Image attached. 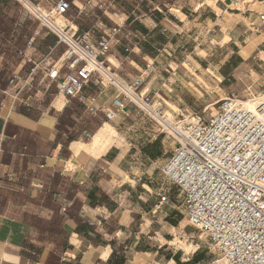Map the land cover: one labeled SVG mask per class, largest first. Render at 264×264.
I'll list each match as a JSON object with an SVG mask.
<instances>
[{
    "label": "crops",
    "instance_id": "obj_1",
    "mask_svg": "<svg viewBox=\"0 0 264 264\" xmlns=\"http://www.w3.org/2000/svg\"><path fill=\"white\" fill-rule=\"evenodd\" d=\"M38 1L49 8L55 0ZM216 7L221 10L217 0ZM78 12L87 15L80 8ZM16 18L0 29L5 64L18 70L27 63L30 68L19 51L33 60H39L35 50L44 52L40 60L46 55L60 58L64 45L53 33L25 18L18 23ZM56 21L63 25L62 20ZM69 21L78 33L92 31L96 24L83 29L78 21ZM108 60L118 63L113 52ZM2 73L0 92H15L2 84ZM50 84L35 95L0 99V256L4 264H204L207 258L201 251L185 261L172 254V229L183 231L176 205L170 200L159 203L163 184L146 169L139 151L129 153L115 144L117 124L104 114L112 106L113 91L89 87L85 101L59 93L45 101ZM106 126L109 135L93 148L94 136ZM154 149H147L148 155L154 156ZM171 188L163 185L169 196Z\"/></svg>",
    "mask_w": 264,
    "mask_h": 264
},
{
    "label": "built area",
    "instance_id": "obj_2",
    "mask_svg": "<svg viewBox=\"0 0 264 264\" xmlns=\"http://www.w3.org/2000/svg\"><path fill=\"white\" fill-rule=\"evenodd\" d=\"M17 1L30 3V13L64 50L57 60L50 55L33 60L19 51L31 66L24 75L13 73L9 84L18 91L30 90L40 72L41 80L68 98L85 101L89 87L112 90V106L104 110L108 120L118 113L141 116L176 142L161 168L162 179L180 192L189 225L202 232L208 248L217 253L213 264H264V102L246 107L244 99L231 93L216 102L214 111H174L173 121H165L167 103L144 87L147 69L122 78L108 60L121 26L97 35L94 30L78 33L72 21L56 23L71 7L69 0H55L43 10L32 0ZM260 19L264 21V10ZM254 97L249 92L245 100ZM158 195L159 203L167 200L163 185Z\"/></svg>",
    "mask_w": 264,
    "mask_h": 264
},
{
    "label": "rangeland",
    "instance_id": "obj_3",
    "mask_svg": "<svg viewBox=\"0 0 264 264\" xmlns=\"http://www.w3.org/2000/svg\"><path fill=\"white\" fill-rule=\"evenodd\" d=\"M72 1L65 16L56 20H62L63 25L67 20H74L76 24L78 21L83 29L91 22L96 23L93 27L96 35L121 26L111 46L118 60L114 65L118 74L131 78L149 65L145 85L159 99L167 101L171 118L179 110L184 113L186 110L201 112L204 108L214 111L215 102L231 93L244 100L249 92L255 96L264 93V21L260 19L264 0H238L237 5L232 4L233 0H217L221 10L216 7V0H76L79 7ZM79 8L87 15L82 17ZM0 10L2 25H8L17 16L18 23L25 18L35 27L42 26L17 0H0ZM1 43L2 84L7 83L15 92H0V99L10 96L19 99L23 93L35 95L43 90L49 81L44 79L40 83V72L29 90L34 92L18 91L17 86L9 84L14 72L27 73L24 69L28 64L18 70L10 68L5 64ZM33 52L39 60L44 55L40 50ZM47 91L43 96L45 101L58 94L53 83ZM110 123H116L119 131L115 144L129 153L139 151L142 163L157 176V182L166 187L171 185L163 181L160 169L176 146L174 139L141 116L118 115ZM153 147L155 155L150 156L147 149L150 152ZM167 200L176 205L179 228L183 229L182 232L172 229V254L185 261L194 252L201 251L207 258L204 264H213L217 253L208 248L205 235L189 225L182 196L174 186Z\"/></svg>",
    "mask_w": 264,
    "mask_h": 264
},
{
    "label": "bare ground",
    "instance_id": "obj_4",
    "mask_svg": "<svg viewBox=\"0 0 264 264\" xmlns=\"http://www.w3.org/2000/svg\"><path fill=\"white\" fill-rule=\"evenodd\" d=\"M23 3L27 5V8L29 10H32V6L30 5V3L28 1H23ZM59 17H62V16H59ZM56 23L59 24L60 26H62L59 22L56 21ZM144 87H147V86L145 85ZM59 94H61V93H59ZM259 101L264 102V93H261V94L255 96L253 99L243 100L242 103L244 106L251 108V107H253L254 103L259 102ZM171 116H172L171 114H168V110H166L165 121H173V118H171ZM109 133H110L109 127L106 126L105 128H103V130L101 132H99V134L97 136H94V138L92 140V147L98 148L100 146V144L104 141V139L107 137V135H109Z\"/></svg>",
    "mask_w": 264,
    "mask_h": 264
},
{
    "label": "trees",
    "instance_id": "obj_5",
    "mask_svg": "<svg viewBox=\"0 0 264 264\" xmlns=\"http://www.w3.org/2000/svg\"><path fill=\"white\" fill-rule=\"evenodd\" d=\"M0 29L4 30V27H3V25L1 24V22H0ZM194 261H195V255H194Z\"/></svg>",
    "mask_w": 264,
    "mask_h": 264
}]
</instances>
